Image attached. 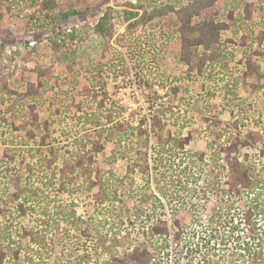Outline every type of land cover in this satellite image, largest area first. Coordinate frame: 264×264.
Listing matches in <instances>:
<instances>
[{"label":"rangeland","instance_id":"rangeland-1","mask_svg":"<svg viewBox=\"0 0 264 264\" xmlns=\"http://www.w3.org/2000/svg\"><path fill=\"white\" fill-rule=\"evenodd\" d=\"M41 1L0 0V184L8 179L21 187L25 181L36 183L39 175L51 172L40 160L50 148L57 158V167L69 156L66 150L78 147L79 140L83 141L82 149L92 148L93 142L101 141L96 131L79 116L95 112L102 117L112 115L110 124L118 123L129 141L131 134L138 131V123L145 118L141 128L146 130L148 140L149 179L138 172V167L136 173H130V156L123 151L125 155H118L110 163L112 145L103 142L104 148L94 153L92 161L86 163L85 169L78 170L64 189H59L57 184L49 188L51 202L64 212L73 209L85 222L90 216L107 214L114 206L112 218L108 214L109 225L101 229L102 235L111 231L127 234L131 244L129 241L126 248L132 251L141 249L142 231L146 226L140 224L141 219L132 226L129 217L133 219L135 211L143 209L144 218L149 205L142 207L139 196L150 187L164 204L157 212H163L168 219L177 215L183 218L187 232L205 233L201 219L216 211L217 197H211L204 210L197 211V206L211 188L208 196L215 194L216 186H219V196L227 198L228 184L223 176L215 179V174L210 173L214 167L220 169L218 164L215 166L206 158V163L199 161L192 167L191 161L203 152L209 153L208 144L214 141L222 123L227 126L235 121L238 130H259L264 134V56L254 53L264 51L261 38L264 0H217V7L192 16V25L216 13L220 20L227 21L233 9L232 17L238 28L237 33L227 30L221 35L220 51L228 53L225 62L205 67L203 75L189 71L180 60V42L176 35L179 21L172 13L194 0H54L58 7L47 12L39 10ZM248 6H251L249 16L245 9ZM109 8L113 10L106 23L112 25L113 35L106 44L94 26ZM135 8L139 16L160 9L164 13L129 28L125 11L133 12ZM73 10V15L65 18L60 15ZM71 29L75 30L72 39L65 35ZM243 37L244 43L240 46ZM229 40L233 43L228 44ZM92 65L101 68L97 70ZM3 76L6 80H2ZM38 81L45 83L44 90L32 98L26 97L27 83L37 85ZM225 84L235 90L234 95L226 92ZM32 103L36 105V122L28 115V105ZM158 106H163L166 113L162 116V128L153 132L150 116ZM31 127L45 136L44 144L25 137ZM3 135L8 140L5 145ZM263 146L255 144L249 152L258 154ZM4 148L12 159L2 156ZM26 166L31 167L32 175L29 170L25 171ZM98 174L107 177L106 187L116 190L119 200H113L110 193L104 204L100 202L97 186H91V181L97 182ZM154 174H161L166 196L157 192ZM245 196V191L240 189L229 198L238 220ZM6 198H11L10 191ZM29 205L32 210L27 214L15 211L6 221L3 219L15 236L39 224L36 201ZM77 235L78 231L69 229L65 223L54 230L44 247L50 264L60 261L70 264L75 252L93 249L92 244L84 242V236L78 240ZM123 249L122 245L115 248ZM188 255L192 264H196L194 251ZM228 256L232 260L236 252ZM102 258L94 254L85 264H99ZM169 258L172 259L171 255ZM170 260L168 264H172Z\"/></svg>","mask_w":264,"mask_h":264},{"label":"trees","instance_id":"trees-1","mask_svg":"<svg viewBox=\"0 0 264 264\" xmlns=\"http://www.w3.org/2000/svg\"><path fill=\"white\" fill-rule=\"evenodd\" d=\"M216 4L217 0H194L191 4L172 12L179 21L176 35L180 42V60L188 66L189 71H194L198 75L205 74V67H211V65L218 62H225V57L228 53L220 51L221 35L227 30H232L233 33H237L238 31V28L235 27V20L232 17L231 11L233 9L228 13L229 20L227 21L220 20V17L216 13L199 24L192 25L191 20L193 15L201 11L210 10ZM55 7H58V5L54 0H42L39 4L40 11H51ZM248 7L245 8L247 16L250 15L251 6ZM169 9L172 11V8ZM112 10L113 8H109L94 26L95 32L105 38L106 44L108 43V39L113 35L112 25L106 23ZM74 11H63L60 15L62 18H65L73 15ZM125 13V19L129 22L128 27L132 28V26L135 27L141 23L155 19L159 14L162 15L164 11L161 9L154 10L151 14L144 12L143 15L139 16L138 9L135 8V11L132 12L130 10L125 11ZM261 34V38L264 39V31ZM65 35L72 39L75 36V30L71 29ZM242 39L243 41L239 42L240 46L244 43V37ZM227 42L228 44L230 42L233 43L232 40ZM254 53L264 56V51L257 50ZM207 64L209 66H206ZM93 68L100 70L101 67L93 66ZM2 80H6V78L3 76ZM234 83L237 84V82ZM233 85L235 87V84L231 86L233 87ZM44 86L45 83L42 81H38L37 85L29 82L27 83L24 95L32 98L37 92L43 91ZM225 89L228 94L234 95L235 90H232L229 84H225ZM28 109L30 112L28 115L32 116V121L36 122V105L34 103L29 104ZM164 109L163 106H158L150 116V125L153 132L160 130L163 126L162 116L166 113ZM103 118H105L104 122ZM79 119H84L86 125H89L90 129L96 131L97 136L101 137L102 140L93 142L91 144L92 148L89 149H82L80 144L83 141L79 140L80 142H77L78 147L74 146L70 150H66L69 156H65V163L57 167H55L57 158L54 155L53 149L50 148L49 152L44 154L40 160L46 169L51 168V172L44 173L42 176L39 175V178L35 181L36 183H34L37 184L35 187H33V183L30 184V182L26 181L21 187L19 183L12 184L9 179L7 182L0 184V264H4L5 262L10 264H50L45 253L46 248L44 247L49 242L54 230L64 225V223L69 229L78 231L80 236L77 235L79 237L78 240L84 236V242H89L93 247V249L81 250L82 252L78 254L75 252L74 260L70 264H85L92 259L94 254L100 255V258L102 256L105 257L100 259L99 264H168L170 255L172 256L171 261L173 263L180 262L183 253L187 254L191 252L192 240L201 234L196 233L194 230L187 232L185 220L179 218L178 215L168 219L163 212H157L158 208L164 204L161 202L160 196L152 192L150 187H147L146 192H143L139 196L142 207L146 204L149 205L146 208L147 211L144 218H142L143 209L141 212L136 210L132 216L133 219H131V216L129 217V222L132 226H135L140 219L143 222L140 224L146 226V229L142 231L144 242L141 249L135 248L132 251H128V247L126 248L129 241L131 244L130 236L128 237L127 234L122 235L111 231L109 234L102 235L101 229L109 225L108 221L110 223V218H112L115 209L114 206L108 210L107 214L95 217L90 216L85 222L81 217L75 215L76 213L73 209L69 212H64L58 208L59 206L51 202L49 188L57 184L59 189H64L68 182L73 181L72 177L78 174L77 171L85 169L86 163L92 161L94 153L104 148L103 142L112 145L108 158L111 160L110 163L118 155L123 153L128 154L131 161L130 173H136L135 170L138 167L139 173L147 175L148 179L150 178L147 151L148 140L145 136L146 130L141 128L143 123L146 122L145 118L142 119V122L138 123V131L131 134L132 140L130 141L126 139V132L124 129L120 130L118 123L115 125L110 124L113 123L112 115L102 117L101 114L95 112L79 116ZM235 125V121H232L230 124L228 123L227 126L222 123L216 138L208 144L209 153L203 152L199 158L191 161L192 167H196L199 161L206 163L207 159L212 164H215V166L219 165L220 169L214 167L210 173L212 175L215 174V179L220 175L223 176L227 180V190L229 191L227 198H223L222 194L219 196V186H216L213 188L215 194L209 197L208 194L212 193L211 188L206 199L203 202H199L200 204L197 206V211L204 210L207 205L206 202L210 201L211 197H217L216 211L213 214L205 215V219H201L206 229L209 230V238L206 243H202L197 248V251L200 253V262L197 264H261L263 261L264 160L262 156L264 155V148L258 154H252L249 152V149L255 144L262 143L263 146L264 134L259 130H238L239 126L237 125L236 127ZM25 137L41 144L45 143V136L40 135L39 132L37 133L36 129L32 127L26 130ZM2 141L3 145H5L8 140L4 136ZM28 144V142H24L25 146H28ZM181 145H184V143ZM2 156L12 159V155L5 148L3 149ZM220 160L223 162H219ZM26 167L25 171L29 170L30 175H32L31 167ZM110 174L113 175L112 172ZM156 174L153 176L155 181L154 186L160 195L166 196V189L162 185L161 174ZM97 176V182L91 181V186H97L99 192L97 196L100 202L104 204L110 193H112L113 200H119L117 191H110L106 187L109 181L107 177L100 174ZM240 189L246 193V201L242 209L245 233L243 240H241L240 236L237 238L236 246L239 252L235 256L236 259L230 260L227 254L219 252V249L226 246L227 242L233 239L235 231H238V225L233 224V215L235 214L231 213L232 205L229 203L231 200L229 198L238 194ZM9 191L11 192V198L7 199L6 194ZM33 201H36L38 207V226L15 236L12 227L5 223V221L9 214L15 211L21 215L27 214L29 210H32L29 203ZM109 212L111 217L108 215ZM230 221L231 226L229 225ZM229 227L230 229L228 230ZM118 245L124 246L123 251L115 250ZM57 263L61 264L62 262ZM180 263L192 264V260L190 258L188 261Z\"/></svg>","mask_w":264,"mask_h":264},{"label":"built area","instance_id":"built-area-1","mask_svg":"<svg viewBox=\"0 0 264 264\" xmlns=\"http://www.w3.org/2000/svg\"><path fill=\"white\" fill-rule=\"evenodd\" d=\"M233 211H234L233 208H231V213L232 214L234 213ZM233 218H234L233 219V224H237L238 225V231H235L233 239L231 241H228L226 246H223L222 248L219 249L220 250L219 252L226 253L227 256L229 255L230 252L234 251V252H236V254L239 252L238 251L239 249L236 246V243H237V240H238L237 238L240 236L242 238L241 240H243V236H244V233H245V224H244V219L242 218V211H241V217L239 218V220H238V218L235 215H233ZM229 225L231 226V221H230ZM204 227H205V233L206 234L203 233V234L199 235V237H196L191 242L192 244H191L190 249H191V251L192 250L194 251V255H195L196 259H197L196 264L198 262H200V253L197 251V248L200 247L202 243H206L207 239L209 238V230L206 229L205 224H204ZM229 229H230V227L228 228V230ZM197 236H198V234H197ZM227 246H229L230 248H228ZM185 255H186V257H185ZM189 257L190 256L188 255V253L187 254L183 253V256L181 257L182 258L181 260H185L186 259L185 260V262H186V261H188V259H190ZM171 258H172V256H171ZM228 258H230V256H228ZM170 262H172V261L170 260ZM172 264H173V262H172ZM200 264H202V263H200Z\"/></svg>","mask_w":264,"mask_h":264}]
</instances>
